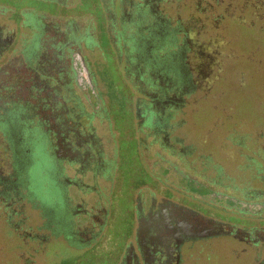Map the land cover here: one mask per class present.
<instances>
[{
  "label": "flooded vegetation",
  "instance_id": "1",
  "mask_svg": "<svg viewBox=\"0 0 264 264\" xmlns=\"http://www.w3.org/2000/svg\"><path fill=\"white\" fill-rule=\"evenodd\" d=\"M34 1L56 13L9 6L0 21V264H38L46 241L55 264H264L251 226L264 201L247 191L264 136L239 117L243 97L264 106L262 66L233 30L260 2L94 0L97 19L72 14L85 0ZM43 149L51 240L38 235ZM239 179L247 195L226 185ZM126 193L131 231L116 241Z\"/></svg>",
  "mask_w": 264,
  "mask_h": 264
},
{
  "label": "rangeland",
  "instance_id": "2",
  "mask_svg": "<svg viewBox=\"0 0 264 264\" xmlns=\"http://www.w3.org/2000/svg\"><path fill=\"white\" fill-rule=\"evenodd\" d=\"M236 1H247V0H236ZM257 6L259 10H255L251 12V16L254 17L252 21H257V27L255 30L245 31L243 28L239 26V24L233 25V30L236 33H239L244 39L243 48L247 49L250 48L251 50L258 49V57L260 59L257 60V63L260 64L261 69L258 71V77L256 80L258 82L259 87L263 86L264 88V32L262 33V29H264V0H259ZM6 6V7H4ZM19 8L22 6L33 8L35 10L46 12L47 14H54L56 13V9L52 4L45 3L43 1H34V0H0V21H10L7 17L13 12V8ZM261 6V7H260ZM77 13H92L96 16L97 19L101 18V10L100 7L94 2V0H85L84 3H80L77 8L72 11V14ZM250 21V22H252ZM103 44V43H102ZM105 46V43L103 44ZM113 74V79H115L116 74ZM116 80V79H115ZM235 94V93H234ZM264 95V92L263 94ZM258 99L254 96H246L241 99V109L245 115H240L239 117H248L247 122H249L250 126L254 128L257 134L260 136H264V106H259L258 110L255 108V104L257 103ZM261 111V112H260ZM254 124V125H253ZM250 156V183L248 185L247 191L250 193L251 197H255L258 201H264V146L263 144L260 145H253L248 149L247 152ZM53 161L51 160L50 153L43 149L41 152V161L38 165V235L40 236H47L50 239L52 234L51 229H47L45 227V220L41 215V210L44 212L50 213V208L55 206L57 199L56 193L57 188L56 184L52 178V168H53ZM226 170V169H225ZM234 186V191L236 194L243 196V190L246 193V189L243 188L246 185L242 180L235 181L234 184L231 182H226V185ZM238 188V190H237ZM247 188V187H246ZM231 189V188H230ZM126 189H124V192ZM246 193L245 195H247ZM131 195L126 193L123 194L122 199L119 200V214H121V218L116 223L115 229L109 231L112 234L116 241H120L123 239V234H129L131 231L130 224H131V216H128L129 210H131V204L129 199ZM41 209V210H40ZM260 208L258 211L256 210V214L251 216L252 222L251 226L256 227L257 230L261 231V235L264 238V212H262ZM261 217V218H260ZM263 219V220H260ZM51 221H49V225L51 226ZM234 223L237 221L234 218L231 219ZM128 229L124 232V230ZM39 238V237H38ZM51 240V239H50ZM38 241H42L39 239ZM46 241V240H45ZM38 242V264H55L54 256L56 255V249L50 241H46L42 243L44 245H39ZM88 256V255H85ZM92 259V258H91ZM59 264V263H57ZM62 264H71L65 260ZM93 264H95L93 262ZM98 264V263H97Z\"/></svg>",
  "mask_w": 264,
  "mask_h": 264
},
{
  "label": "trees",
  "instance_id": "3",
  "mask_svg": "<svg viewBox=\"0 0 264 264\" xmlns=\"http://www.w3.org/2000/svg\"><path fill=\"white\" fill-rule=\"evenodd\" d=\"M257 1H259V0H257ZM261 7V6H260ZM257 21H252V22H248L247 24H245L244 26H241V25H239L241 28H243L245 31H251V30H255L256 29V27H257V23H256ZM261 31H262V33L264 32V29H262V27H261ZM261 204V206L260 207H262L263 206V208H264V205H262V203H260ZM258 211V210H257ZM262 212H264V209H263V211ZM44 220H45V227L47 228V229H51V226L48 224L49 223V221H50V218L49 219H47V218H44ZM49 242V241H48ZM40 245V244H39ZM44 245V244H43ZM38 248H39V246H38ZM93 260L92 259H90V263L92 262ZM91 264H93V262L91 263Z\"/></svg>",
  "mask_w": 264,
  "mask_h": 264
}]
</instances>
